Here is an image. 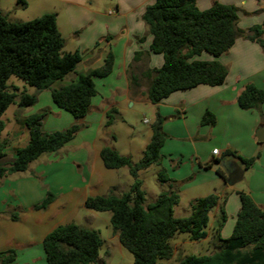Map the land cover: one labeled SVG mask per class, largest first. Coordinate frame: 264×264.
Instances as JSON below:
<instances>
[{
    "label": "crops",
    "instance_id": "crops-1",
    "mask_svg": "<svg viewBox=\"0 0 264 264\" xmlns=\"http://www.w3.org/2000/svg\"><path fill=\"white\" fill-rule=\"evenodd\" d=\"M155 1L26 0V8L32 7L36 13L32 20L44 14L57 15L65 51H78L82 57L77 73L100 69L109 55L113 58V68L109 76L94 79L97 95L83 118L77 119L59 109L50 91L37 93L36 103L29 108L14 105L15 118L8 120L2 136L9 142L5 150L9 160L30 141L25 121L31 115H43L42 131L46 133L63 131L74 125L81 130L65 147L42 155L26 172L0 180V254L15 251L13 264H48L43 246L45 237L59 226L75 224L79 210L86 208L87 198L122 195L130 189L133 178L129 169H107L101 151L110 147L133 163L141 161L151 142V126L157 114L163 118L166 140L156 173L164 170L172 180L165 184L167 192L175 191L180 196L174 214L181 206L184 191L210 189L214 184L208 196L215 194L222 199L227 192H234L226 202L220 201L213 211L208 236L201 242H209L216 249L214 240L218 228L223 239L229 238L240 209L237 194L240 191L249 194L264 211V142L257 139V134L264 135V104L260 110H243L238 104L239 93L246 85L253 84L264 91L261 47L240 38L219 58L205 52L193 57L191 61L217 60L225 65L228 69L225 83L174 92L154 105L144 97L149 81L146 74L161 68L164 57L150 51L153 37L143 15ZM2 2L0 0V9L6 15ZM216 3L236 8L237 26L245 33L264 23V0H197V7L205 11ZM132 76L139 79L137 86L131 85ZM76 78V74H71L56 87ZM139 106L153 110V119L143 120L147 128L138 129L126 119L128 113L136 112ZM113 110L116 111L115 120L107 127V113ZM206 112L214 116L213 125L202 124ZM214 149L219 150L216 156ZM258 152L259 160L245 171L238 157L252 158ZM228 162L242 171L232 175L233 185L228 183L229 177L222 167ZM142 182L143 188L145 180ZM48 193L55 196L54 202L45 210L34 209ZM193 200L190 199L189 204ZM221 209L227 215L222 227L218 218ZM15 214L17 220L13 219ZM111 233L105 240L104 257L124 248L119 234Z\"/></svg>",
    "mask_w": 264,
    "mask_h": 264
},
{
    "label": "trees",
    "instance_id": "trees-1",
    "mask_svg": "<svg viewBox=\"0 0 264 264\" xmlns=\"http://www.w3.org/2000/svg\"><path fill=\"white\" fill-rule=\"evenodd\" d=\"M143 20L153 37L150 51L164 57L161 68L146 74L149 81L144 97L154 105L174 92L225 83L228 76L225 65L217 60L191 61L195 56L205 52L219 58L240 38L257 43L264 53V23L243 32L237 26V10L233 6L216 3L201 11L197 0H156L146 8ZM81 61L78 51H65V39L59 31L56 14H44L26 22H9L0 9V180L26 172L42 155L59 151L81 130L74 125L46 133L42 131L43 115H31L25 121L30 132L28 145L18 149L13 159H7L5 150L9 142L2 138L6 128L2 117L10 106L29 108L36 103L37 93L50 91L59 109L77 119L87 115L97 95L94 79L110 75L113 58L109 55L103 67L85 74L77 73ZM71 74H76V80L56 87ZM12 76L34 88L35 94L17 95L14 91L18 88L8 84ZM130 81L132 86L139 83L136 76ZM238 104L243 110H260L264 91L248 84L239 93ZM115 114V110L107 113V127L114 122ZM214 120V116L206 112L202 124L213 125ZM162 128L163 118L157 114L151 126V142L137 163L110 147L102 149L105 167L128 168L133 184L122 195L89 197L85 201L88 210L111 213L112 228L119 234L121 245L133 255L134 264L169 261L174 254L171 243L178 234H187L191 242L205 240L211 214L220 205L219 196L212 194L197 199L189 217L176 218L174 208L180 196L175 191L161 193L156 201L145 204L139 172L160 165L166 140ZM259 158L260 152L252 158L238 157L245 171ZM158 178L164 184L172 182L164 170L159 171ZM237 194L240 209L232 235L223 239L218 228L214 240L216 250L212 254L190 255L178 264H264V211L246 192ZM54 200L55 196L48 193L34 209L45 210ZM13 219L17 220L18 216L13 215ZM226 221L227 215L221 209L220 226ZM101 245L99 232L74 223L55 228L43 242L48 264H95ZM15 260V251L0 254V264H13Z\"/></svg>",
    "mask_w": 264,
    "mask_h": 264
},
{
    "label": "rangeland",
    "instance_id": "rangeland-1",
    "mask_svg": "<svg viewBox=\"0 0 264 264\" xmlns=\"http://www.w3.org/2000/svg\"><path fill=\"white\" fill-rule=\"evenodd\" d=\"M2 3L4 5V10L7 13L5 16H7V19L10 22H26L32 20L33 16H36L32 7L28 9L26 8V0H3ZM8 84L18 88V90L14 91L17 95L36 92L34 88L28 86L23 80L15 76H12L9 79ZM13 109L14 105L10 106L2 117V120L6 125H8V120H13L15 118L14 112H12ZM153 117L154 113L151 108L147 106H139L137 107L136 112L128 113L126 119L136 125V128L142 129L148 127L143 124V120H150L153 119ZM241 166L243 167L242 164ZM156 171H158V167L153 165L147 170L139 172V179L141 181L143 179L145 180L144 187L142 188L145 193V204H150L156 201L161 193L167 192L168 190L167 186L160 182ZM213 185L214 184L210 185V189H208V187H201L191 191H184L181 197V206L175 210L174 216L188 217L191 214V206L196 201L195 198H204L207 194H211L210 192L213 189ZM233 193L234 192L232 191L227 192L220 201L222 203L226 202L230 194L232 195ZM190 199H194L190 203L191 205L189 204ZM78 214L75 224L95 230L100 234L102 245L99 250V258L95 264H134L133 255L125 248H122V251L114 250L108 257H104L107 248L105 240L112 234L111 232L114 231L110 222V212H95L88 210L87 208H82L79 210ZM219 214L221 216V212H219ZM213 215L214 212L211 214V217ZM220 216H218L219 219ZM232 232L233 230L231 231L230 236L232 235ZM188 239L187 234H178L171 243L174 250L176 249V252L169 261H161L160 264H178L187 256L209 255L210 252L213 253L216 250L214 245L209 242H190Z\"/></svg>",
    "mask_w": 264,
    "mask_h": 264
},
{
    "label": "water",
    "instance_id": "water-1",
    "mask_svg": "<svg viewBox=\"0 0 264 264\" xmlns=\"http://www.w3.org/2000/svg\"><path fill=\"white\" fill-rule=\"evenodd\" d=\"M263 131V130H262ZM257 139H258V141L259 142H264V135L263 136H261V134H257ZM222 167H223V169H224V171H225V173L228 175V177H229V184L230 185H233V182H235V181H233V178H232V175L233 174H238L239 172H241L242 173V171L238 168V166L237 165H235L234 163H231V162H228V163H224V164H222Z\"/></svg>",
    "mask_w": 264,
    "mask_h": 264
},
{
    "label": "built area",
    "instance_id": "built-area-1",
    "mask_svg": "<svg viewBox=\"0 0 264 264\" xmlns=\"http://www.w3.org/2000/svg\"><path fill=\"white\" fill-rule=\"evenodd\" d=\"M213 154L216 156V155H218L219 154V150L218 149H214L213 150Z\"/></svg>",
    "mask_w": 264,
    "mask_h": 264
}]
</instances>
